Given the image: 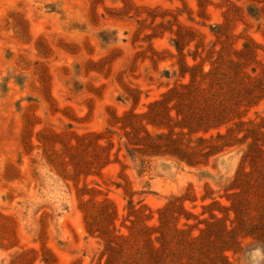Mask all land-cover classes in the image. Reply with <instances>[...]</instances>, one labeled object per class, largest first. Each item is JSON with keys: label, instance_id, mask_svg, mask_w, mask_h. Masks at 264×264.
Returning a JSON list of instances; mask_svg holds the SVG:
<instances>
[{"label": "rangeland", "instance_id": "obj_1", "mask_svg": "<svg viewBox=\"0 0 264 264\" xmlns=\"http://www.w3.org/2000/svg\"><path fill=\"white\" fill-rule=\"evenodd\" d=\"M0 264H264V0H0Z\"/></svg>", "mask_w": 264, "mask_h": 264}]
</instances>
